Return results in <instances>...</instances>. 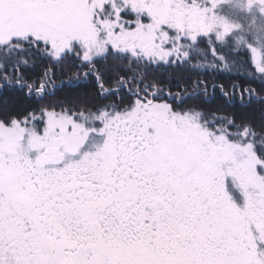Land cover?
I'll return each instance as SVG.
<instances>
[{"label": "snow or ice", "instance_id": "1", "mask_svg": "<svg viewBox=\"0 0 264 264\" xmlns=\"http://www.w3.org/2000/svg\"><path fill=\"white\" fill-rule=\"evenodd\" d=\"M0 264H264V0H0Z\"/></svg>", "mask_w": 264, "mask_h": 264}]
</instances>
